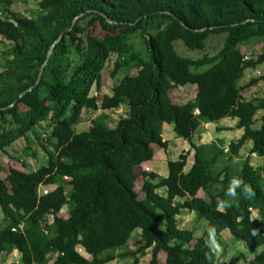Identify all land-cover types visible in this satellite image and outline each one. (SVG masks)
<instances>
[{"label":"trees","instance_id":"trees-1","mask_svg":"<svg viewBox=\"0 0 264 264\" xmlns=\"http://www.w3.org/2000/svg\"><path fill=\"white\" fill-rule=\"evenodd\" d=\"M16 1L0 0V154L21 138L31 152L33 135L47 164L31 171L11 166L0 177V255L17 250L21 264H107L128 256L140 264L151 248L146 264H235L245 258L238 253L224 261L209 243L211 232L221 244L224 233L243 241L254 254L249 264H264V167L251 164L252 154L264 157V97L244 98L239 84L247 68L264 63V49L246 58L239 48L264 40V0H41V11L32 16L11 10ZM96 28L102 34L92 33ZM138 33L146 56L132 43ZM213 36H222V44L211 56L190 58L175 48L182 41L203 50ZM5 41L10 46L1 50ZM112 56V77L125 68L136 73L124 75L99 100L92 90L100 91ZM188 84L196 86L195 97L173 102L171 90ZM123 105L127 116L114 127L101 114L88 130L75 131L84 110ZM224 118L237 119L240 138L193 143L201 124ZM169 124L191 150L168 161L167 176L141 172L139 198L136 169L154 158L155 146L168 149L163 133ZM249 140V155L241 158ZM234 178L254 195L237 188L235 197L227 196ZM51 185L56 189L41 191ZM218 202L227 206L218 210ZM64 209L68 217L58 215ZM184 211L204 223V235L180 227ZM136 230L141 244L125 250Z\"/></svg>","mask_w":264,"mask_h":264},{"label":"rangeland","instance_id":"rangeland-1","mask_svg":"<svg viewBox=\"0 0 264 264\" xmlns=\"http://www.w3.org/2000/svg\"><path fill=\"white\" fill-rule=\"evenodd\" d=\"M41 0H19L16 1L12 7L11 10H14V12L21 13L26 16H32L38 12L41 11L40 9V3ZM1 9V7H0ZM1 16V15H0ZM94 34H102L99 28H96L93 30ZM1 38V37H0ZM133 45L138 48L144 56L147 53V49L145 47V39L141 38V35L138 33L136 34L133 39H132ZM175 48L177 52L186 57L190 58H199L202 57L204 54L207 55H214L216 54L220 46L222 44V36H213L211 37L205 48L203 50H191L188 49L187 47L184 46L182 41H176L175 43ZM10 46L8 42L5 41V43L2 44L1 50H4L6 47ZM239 48L241 49L242 53L246 56V58H257L259 54L262 53V50L264 49V40H261L259 38H254L252 39L248 44L246 45H239ZM114 66V56L111 57L106 62L105 67L103 68L101 74H102V80H101V89L99 92H96L95 89L92 90L93 95H97L99 100H101V97L104 94H110L112 93L113 87L116 85L117 82H119L124 75H127L129 73H136V70L134 68H125L121 70L116 77L111 76V71ZM3 68V61L0 58V70ZM205 69V68H203ZM259 78L258 83L256 84H251L250 86H247L248 83L250 82L251 79H256ZM240 86L242 87V96L246 99H251L252 97H264V63L259 65L258 67L255 68H247L245 70L243 78L239 82ZM195 85L188 84L186 86H178L175 87L171 90V98L173 102L175 103H185L186 101H189L195 97L196 89ZM129 107L127 105H123L117 109H110V110H103V109H98L96 111L94 110H84L82 114V120L79 124H77L74 128L76 132H80L83 130H88L91 127L92 120L101 114H104L105 116V122L109 127H114L118 120L122 117H126L128 113ZM261 115L262 112H259L255 119V123L253 124V127L259 128L261 126ZM231 118H224L220 120L219 122L221 123H226L229 122ZM166 133V134H165ZM164 137L167 139L169 143V150H164L159 148L158 146H155V158L156 162L154 164H147L143 163L140 165L136 170L139 174V178L137 181L136 185V190L138 191L139 198L143 196V190H142V185H143V176L142 173L143 171H148V172H155L157 174H160L162 176L168 175V166H167V159L168 160H176L178 158V155L183 152L182 147H184V144L189 145V148H191L190 143L187 140H184L183 138H179L174 134L173 131V125L169 124L167 125L166 130H164ZM233 135L232 139H235V132L229 134ZM30 136V151L31 152H26L24 148L26 147V142L24 139H19L14 142V144L7 149L5 153L0 154V177H5L6 173L8 172V169L11 166H16V168L23 169V170H34L42 165L47 164V155L46 152L44 151L42 145H40L39 142L35 141L33 138V135ZM232 140V141H236ZM193 142L197 143L195 139L193 138ZM45 144L50 148L53 149V146L48 142L45 141ZM252 145V141H247L246 144L242 147V156L245 157L248 155L250 152V149L248 146ZM249 149V152H248ZM191 150V149H190ZM186 151V150H185ZM252 159V158H251ZM153 160V159H152ZM255 162L264 165V157L257 156V159L254 160ZM192 162V155L189 156L188 158V164L185 167V170L188 171ZM24 168H23V167ZM264 167V166H262ZM45 188V190H51L56 189V185H51L49 186H42L41 191ZM160 193L165 194L163 192V189L159 190ZM0 214V218H1ZM63 217H68V211L67 209H64L58 214ZM253 216V215H252ZM49 222L52 221V217L49 216ZM1 220V219H0ZM179 225L182 228H188V229H196V233L198 235H202L204 232V223L198 221L194 217L193 214H191L188 211H184V214L179 216ZM228 232V231H227ZM204 235V234H203ZM229 235L224 233L223 235V241L225 244L222 242H215L212 243V247L215 250V252L218 255H221L224 257V261H229L230 258L233 255H237L238 253H243L245 254V258H241L240 260L236 261L235 264H249L253 258L254 254L248 249V247L245 245V243L241 240H237L233 237L229 239ZM141 244L140 242V236H139V230H136L130 240L128 247L125 248V250H135L139 245ZM80 252L87 257L88 259H91L92 256L88 255L85 253L83 250H80ZM150 252L151 248L148 249V254L142 258L140 264H146L149 259H150ZM6 256H9V254H6ZM20 254L18 253V256L12 257V264L16 263L18 260L20 262ZM164 259V253H160L159 255V260L163 261ZM2 259H0V264H2ZM5 261V263H7ZM17 262V263H19ZM133 262V256H128L124 259H116L114 261H111L107 264H132ZM16 263V264H17ZM4 264V263H3Z\"/></svg>","mask_w":264,"mask_h":264},{"label":"crops","instance_id":"crops-1","mask_svg":"<svg viewBox=\"0 0 264 264\" xmlns=\"http://www.w3.org/2000/svg\"><path fill=\"white\" fill-rule=\"evenodd\" d=\"M13 6V5H12ZM12 9V7H11ZM14 11V10H13ZM112 92V91H111ZM112 93L108 94V95H111ZM167 126L165 127V130H166ZM243 128H239L237 127V119L236 118H231V120L229 122H226V123H221V122H216V123H206V124H201L198 128V130L195 132L194 134V139L195 141H197V143H195L196 145H200V144H205V143H210L212 141H216L218 139H222L226 142V144H229L232 140H235V139H238L242 136L243 134ZM235 132V139H232L233 135H230L231 133ZM166 134V133H165ZM175 134V133H174ZM176 135V134H175ZM164 133H163V137H164ZM165 140H167L165 137H164ZM193 141V140H192ZM246 144V143H245ZM244 144V145H245ZM251 146H248L249 149H251ZM169 146H168V149L167 151L169 150ZM189 145L187 144H184V147H182V150H189ZM249 149H248V152H249ZM240 156L241 158H246L247 156L243 157L242 156V148L240 150ZM192 155V153H191ZM251 164L254 166V167H262L264 165L262 164H259L257 162H255L254 160L257 159V156L255 154H252L251 156ZM156 158L154 157L153 160L151 161H148L146 162L147 164H154L156 162ZM168 159H167V163H168ZM193 163V155H192V162L191 164ZM160 176L161 173L159 174ZM167 176V175H166ZM52 189V188H51ZM164 193H166L165 191H163ZM252 215L253 217H258V212L256 210H253L252 212ZM18 251L17 250H14L13 252L9 253V256H6V254L8 253H3L2 255H0V259H2V264H12V257H16L18 256ZM20 257V256H19ZM7 263H5V261H7ZM19 262L18 260L16 261V263ZM16 263H13V264H16ZM17 264H21L20 262L17 263Z\"/></svg>","mask_w":264,"mask_h":264},{"label":"clouds","instance_id":"clouds-1","mask_svg":"<svg viewBox=\"0 0 264 264\" xmlns=\"http://www.w3.org/2000/svg\"><path fill=\"white\" fill-rule=\"evenodd\" d=\"M237 188H241L242 192L244 194H246L247 196H253L254 195V192L252 191V189L250 187H248L247 185L242 186V181L239 178H234L230 181L229 186H228L227 191H226V195L230 196V197H235ZM225 206H227L225 203L218 202V210H219V208L225 207ZM252 212H253V209H252ZM209 243L210 244L214 243V236L211 232L209 234ZM79 251H80V249H79Z\"/></svg>","mask_w":264,"mask_h":264},{"label":"water","instance_id":"water-1","mask_svg":"<svg viewBox=\"0 0 264 264\" xmlns=\"http://www.w3.org/2000/svg\"><path fill=\"white\" fill-rule=\"evenodd\" d=\"M86 13H87V12H86ZM86 13L81 14V15H79L78 17H76L68 27H66L65 29H63V30L60 32L59 38L56 40V42L60 41L61 38L63 37L64 33H65L66 31L71 30V29L74 27V25L76 24V22L78 21V19H79L80 17L84 16ZM170 14H171V13H170ZM171 15H173V14H171ZM146 16H147V15H146ZM177 19L179 20V22L182 23V21H181L179 18H177ZM182 24H183V23H182ZM183 25H184V24H183ZM56 42H55V43H56ZM42 70H43V68H42ZM40 77H41V74L39 75L38 79H40ZM34 87H35V86H33V87L28 88L27 90H25L22 94H20V96H19L18 98H20L21 96H23L26 92L32 90ZM13 105H14V103H13L12 105H10L9 107H11V106H13Z\"/></svg>","mask_w":264,"mask_h":264},{"label":"built area","instance_id":"built-area-1","mask_svg":"<svg viewBox=\"0 0 264 264\" xmlns=\"http://www.w3.org/2000/svg\"><path fill=\"white\" fill-rule=\"evenodd\" d=\"M43 191H44L43 193H47V192H48V191H47V190H45V189H44Z\"/></svg>","mask_w":264,"mask_h":264}]
</instances>
